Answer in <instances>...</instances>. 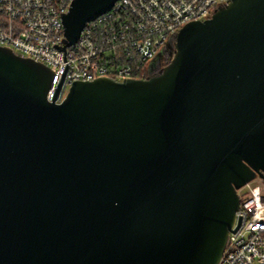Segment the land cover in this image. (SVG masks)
<instances>
[{"label":"water","instance_id":"1","mask_svg":"<svg viewBox=\"0 0 264 264\" xmlns=\"http://www.w3.org/2000/svg\"><path fill=\"white\" fill-rule=\"evenodd\" d=\"M115 1L73 0L67 45ZM167 52L57 103L53 70L0 46V264L219 263L264 178V0L187 22Z\"/></svg>","mask_w":264,"mask_h":264},{"label":"built area","instance_id":"2","mask_svg":"<svg viewBox=\"0 0 264 264\" xmlns=\"http://www.w3.org/2000/svg\"><path fill=\"white\" fill-rule=\"evenodd\" d=\"M73 0H0V46L49 66V101L61 102L78 80L146 78L149 63L187 22L229 0H117L67 45L63 14ZM240 206L218 264H264V178L239 189Z\"/></svg>","mask_w":264,"mask_h":264},{"label":"flooded vegetation","instance_id":"3","mask_svg":"<svg viewBox=\"0 0 264 264\" xmlns=\"http://www.w3.org/2000/svg\"><path fill=\"white\" fill-rule=\"evenodd\" d=\"M168 58H169V54L167 52V50L164 52V55L161 57V60L159 61L158 65L156 66L155 65V69L153 72L159 70L162 66H164L167 61H168Z\"/></svg>","mask_w":264,"mask_h":264},{"label":"rangeland","instance_id":"4","mask_svg":"<svg viewBox=\"0 0 264 264\" xmlns=\"http://www.w3.org/2000/svg\"><path fill=\"white\" fill-rule=\"evenodd\" d=\"M163 52L160 51L153 59H151L150 63H149V68H152L151 71H154L155 66L154 64L157 66L159 61L161 60V57L163 56L162 54ZM241 189V188H240Z\"/></svg>","mask_w":264,"mask_h":264},{"label":"trees","instance_id":"5","mask_svg":"<svg viewBox=\"0 0 264 264\" xmlns=\"http://www.w3.org/2000/svg\"><path fill=\"white\" fill-rule=\"evenodd\" d=\"M170 61V56H169V58H168V61H167V63Z\"/></svg>","mask_w":264,"mask_h":264}]
</instances>
